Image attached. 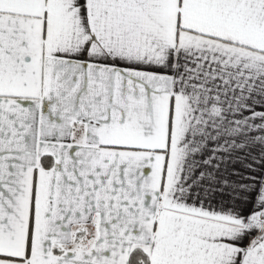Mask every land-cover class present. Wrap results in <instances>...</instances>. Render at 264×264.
<instances>
[{"label":"snow or ice","instance_id":"1","mask_svg":"<svg viewBox=\"0 0 264 264\" xmlns=\"http://www.w3.org/2000/svg\"><path fill=\"white\" fill-rule=\"evenodd\" d=\"M0 264H264V0H0Z\"/></svg>","mask_w":264,"mask_h":264}]
</instances>
